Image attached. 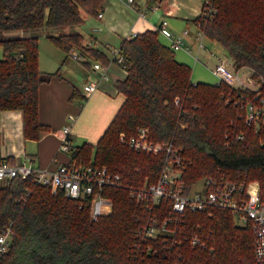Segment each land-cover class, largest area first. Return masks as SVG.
<instances>
[{
	"label": "trees",
	"instance_id": "16d2710c",
	"mask_svg": "<svg viewBox=\"0 0 264 264\" xmlns=\"http://www.w3.org/2000/svg\"><path fill=\"white\" fill-rule=\"evenodd\" d=\"M101 0H0V111L22 113V134L38 140L49 129L38 121V88L57 73L38 68L35 37L7 33L72 28L81 12L95 15ZM214 10L204 17L202 9ZM194 20L204 37L219 44L234 68H246L256 90L234 89L221 82L191 80V68L176 60L157 31H146L119 47L126 72L117 83L125 100L96 144L69 149L70 164L106 167L120 184L103 189L110 211L92 221L89 202L51 193L30 175L0 187V231L10 226L13 238L0 264H255L253 233L237 225L227 209L173 214L170 234L143 236L154 219L170 214L166 201L137 202L131 191L154 184L164 164L162 153L130 149L125 142L139 129L152 143L171 142L182 160L180 181L188 191L208 177L234 182L256 181L264 202V122H245L247 102L264 103V0H204ZM66 54L106 63L96 49L84 47L77 33L48 37ZM196 235L203 247H193Z\"/></svg>",
	"mask_w": 264,
	"mask_h": 264
},
{
	"label": "crops",
	"instance_id": "0c3cea01",
	"mask_svg": "<svg viewBox=\"0 0 264 264\" xmlns=\"http://www.w3.org/2000/svg\"><path fill=\"white\" fill-rule=\"evenodd\" d=\"M203 2L204 0H133L128 3L127 0H101L95 15L81 14L82 23L75 27L74 32H70L68 28L55 31L52 36L62 33L81 35L82 45L98 50L106 58V63L87 55L81 56L79 51L74 50L72 52L82 59L75 60L79 67L70 70L64 67L69 54L57 47L44 48L45 51L38 52L39 70L47 74H58L38 88V121L49 132L36 141L26 140L22 134V113L0 111V162L23 164L33 170L47 171H53L58 165L68 164L69 152L60 150V138L64 135V129H67L65 135L70 149L83 143L96 144L125 100L116 85L124 80L126 72L115 62L113 51L119 49L127 35L156 31L161 26L175 36H182V32L187 31L182 40L189 51H178L193 60L196 57L194 64L199 62L201 65H208L211 71L218 59L224 58L232 65L227 52L214 41L209 40L207 46L202 41L204 49H198V27L194 20L200 15ZM99 13L102 14L100 18L97 17ZM36 32H14L13 37H35L38 40ZM158 38L169 46L168 39L161 34ZM183 54L175 57L177 61L186 64ZM215 54L217 56L213 57ZM95 63L101 68L93 69ZM90 82L95 85V90L87 95L83 86ZM6 184V180H0V187Z\"/></svg>",
	"mask_w": 264,
	"mask_h": 264
},
{
	"label": "built area",
	"instance_id": "2783aa9c",
	"mask_svg": "<svg viewBox=\"0 0 264 264\" xmlns=\"http://www.w3.org/2000/svg\"><path fill=\"white\" fill-rule=\"evenodd\" d=\"M131 3L133 0H127ZM214 10L209 7L202 9V15L206 18L212 17ZM101 13L97 14L100 18ZM197 32L198 49H204L202 40L203 32L199 26ZM159 34L170 41L169 47L173 51L185 49L182 36L187 31L182 32V36H175L164 26L156 30ZM136 34L126 36V40H132ZM114 60L120 65L123 59L118 50H114ZM74 60L82 57L77 53H70ZM196 60V57L194 58ZM98 63L93 65V69H100ZM123 69V68H122ZM212 74L221 82L234 89L256 90L257 84L246 68H234L226 59H218L211 70ZM84 92L88 95L95 90L93 83L83 86ZM245 111V122L256 124L259 120L264 122V103L259 101V105L247 102L242 106ZM60 138V150L69 152L70 146L66 137L67 129ZM122 142L136 152L149 154L162 153L165 156L164 164L161 168L157 181L149 186H144L138 190L131 191L130 196L137 202L149 200L154 205H160L166 201L169 205L170 214L160 222L152 220L143 230V236L157 238L170 234L167 224L172 221V215H182L184 212H208L211 208L227 209L232 213L233 220L237 225L249 226L253 233V249L255 264H264V202L261 201L259 185L256 181L234 182L224 175L208 177L200 182V186L195 190L193 185L188 191L181 183L182 160L171 142L152 143L147 138V131L139 129L135 137ZM34 176V181L42 186H49L51 193L61 192L65 197L89 202V216L92 221H96L100 216L107 214L111 208V201L103 195L106 187H115L120 184L118 174L109 171L106 167L82 166L71 162L70 164L58 165L53 171L44 169L33 170L23 164L10 165L5 161L0 162V180L7 182L15 177L22 179ZM198 183V182H197ZM13 232L10 226L4 227L0 231V257L8 252ZM189 243L193 247H203L200 238L193 235L189 238Z\"/></svg>",
	"mask_w": 264,
	"mask_h": 264
},
{
	"label": "rangeland",
	"instance_id": "374dc122",
	"mask_svg": "<svg viewBox=\"0 0 264 264\" xmlns=\"http://www.w3.org/2000/svg\"><path fill=\"white\" fill-rule=\"evenodd\" d=\"M81 14H86V13L82 11ZM68 29L70 32H74L75 27L68 28ZM36 31H37L36 36L39 37L37 40L39 53L45 51L44 48H48V47H50L51 49H56L55 46L49 40L48 35L52 36L55 31H61V29L47 28L44 26L43 28L38 29ZM6 35L13 37L15 34H14V32H12V33H7ZM202 41L204 42V44H206V46L209 45V43H210L207 38H203ZM182 54L183 53L181 51L174 52V55H176V56L182 55ZM183 55H184L183 57L187 60L186 64H188V66L191 68V79L194 82L198 81V82H203V83H207V84H215V82L218 81L217 78L211 73L210 66L201 65V63H199V62H196L194 64L193 63L194 60L191 57H188L185 54H183ZM2 56H3V51H2V48L0 46V58H2ZM192 56L194 57L195 55L192 54ZM214 56H217V54L213 55V57ZM65 60H66V62L64 63L65 68H68L71 70V69H74V67L76 69H77V67H79L78 63L72 59L70 54L66 57ZM78 81H79V83L81 82L80 80H78ZM199 186H200V182L196 183L195 190L198 189Z\"/></svg>",
	"mask_w": 264,
	"mask_h": 264
}]
</instances>
